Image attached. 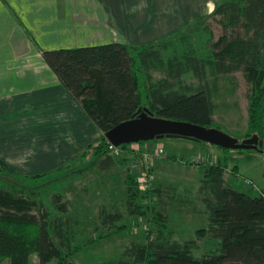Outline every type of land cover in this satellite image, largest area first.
Returning <instances> with one entry per match:
<instances>
[{
    "label": "trees",
    "instance_id": "obj_1",
    "mask_svg": "<svg viewBox=\"0 0 264 264\" xmlns=\"http://www.w3.org/2000/svg\"><path fill=\"white\" fill-rule=\"evenodd\" d=\"M209 18L221 26L219 37ZM202 27L206 41L199 48L193 40ZM175 38L179 47H173ZM171 49L172 54L165 56ZM42 56L101 137L55 171L22 175L26 183L39 184L41 179L56 172L60 175L78 163L86 169L96 160L101 171L112 169L115 158L106 133L132 119L140 108H148L156 117L214 127L220 79L237 72L251 85L247 138L258 135L264 140V0H220L209 17L150 45L112 42L42 50ZM153 71L161 76L155 77ZM188 75L196 81L188 82ZM229 162L227 155L224 160L203 165L198 190L207 214V226L200 228L198 235L218 240L216 252L196 255V242L173 239L168 224L162 222L166 219L161 218L156 237L132 242L120 258L104 264H264V193L251 195L229 183L225 177ZM0 169L16 173L1 160ZM127 185V211L132 215L153 211L137 203L139 187L134 177L129 176ZM24 190L11 191L0 185V264H31L33 255L38 256L39 264H76L73 257L81 246L75 247L68 221L51 218L49 209H43L44 202L28 199ZM56 198L58 208L67 212V202L59 194ZM122 218L121 212L105 208L100 213L104 226L116 225Z\"/></svg>",
    "mask_w": 264,
    "mask_h": 264
},
{
    "label": "rangeland",
    "instance_id": "obj_2",
    "mask_svg": "<svg viewBox=\"0 0 264 264\" xmlns=\"http://www.w3.org/2000/svg\"><path fill=\"white\" fill-rule=\"evenodd\" d=\"M218 1L215 0V6ZM165 6L174 24L177 13L180 15L179 24L185 16L183 12L190 13L194 8L190 0H171ZM210 15L206 14L203 18ZM208 20L216 37H219L221 26L212 18ZM147 31L149 33V27ZM205 36L202 27L200 32H195L194 44L199 48L203 46ZM172 42L173 47L179 45L176 38ZM171 54L172 49L165 52V56ZM153 75L158 78L161 73L153 71ZM186 80L196 81L191 75ZM250 93L251 85L241 72L222 76L219 92L215 96L217 107L214 127L239 141L246 139L250 133ZM160 148L164 149V153L156 155ZM227 155L230 157L225 173L227 181L251 195L264 193V152L231 153L213 144L179 138L132 143L124 147L120 155L114 154L115 165L108 171H101L97 160L86 169L84 164L78 163L60 175L56 172L41 179L39 184L26 183L20 173L0 169V185L11 191L24 188L28 199L44 202L43 209H49L51 218L62 217L68 221L75 247L81 246V250L73 257L76 264H104L117 260L132 242H146L156 237L160 231L161 218L166 219L162 222L168 224L173 239L194 240V252L201 256L216 252L220 247L218 240L208 235H198V230L207 226L206 208L198 191L203 165L224 160ZM37 159L40 162V156H32L27 164L34 165ZM129 176L135 178L139 187L137 203L150 206L153 211L143 215H132L127 211ZM58 194L67 202V212L58 208ZM103 208L121 212L122 220L116 225L104 226L100 219ZM31 264H39L37 255L32 256Z\"/></svg>",
    "mask_w": 264,
    "mask_h": 264
},
{
    "label": "crops",
    "instance_id": "obj_3",
    "mask_svg": "<svg viewBox=\"0 0 264 264\" xmlns=\"http://www.w3.org/2000/svg\"><path fill=\"white\" fill-rule=\"evenodd\" d=\"M168 1L0 0V160L21 175L43 174L97 142L101 132L42 50L150 45L215 9V0H190L196 6L183 12L179 24L177 13L174 24L165 9ZM35 155L40 162L28 165Z\"/></svg>",
    "mask_w": 264,
    "mask_h": 264
},
{
    "label": "water",
    "instance_id": "obj_4",
    "mask_svg": "<svg viewBox=\"0 0 264 264\" xmlns=\"http://www.w3.org/2000/svg\"><path fill=\"white\" fill-rule=\"evenodd\" d=\"M115 146L161 138H179L210 143L227 149H254L264 152V140L253 135L239 141L216 127L154 116L148 108H140L134 117L115 126L106 133Z\"/></svg>",
    "mask_w": 264,
    "mask_h": 264
},
{
    "label": "built area",
    "instance_id": "obj_5",
    "mask_svg": "<svg viewBox=\"0 0 264 264\" xmlns=\"http://www.w3.org/2000/svg\"><path fill=\"white\" fill-rule=\"evenodd\" d=\"M110 153L111 154H118L120 155L122 152H123V149L124 147L123 146H115L113 144L110 145ZM164 153V149L163 148H160L157 152H156V155H160V154H163Z\"/></svg>",
    "mask_w": 264,
    "mask_h": 264
}]
</instances>
